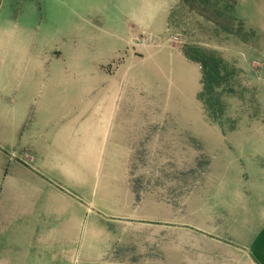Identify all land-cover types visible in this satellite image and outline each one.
<instances>
[{"label": "rangeland", "instance_id": "374dc122", "mask_svg": "<svg viewBox=\"0 0 264 264\" xmlns=\"http://www.w3.org/2000/svg\"><path fill=\"white\" fill-rule=\"evenodd\" d=\"M21 1L0 8L17 13ZM35 6L43 44L74 80L73 155L41 171L63 194L59 207L90 224L80 241L137 264H264V208L234 179L247 176L245 146L264 144V0ZM186 44L225 65L219 119L207 116Z\"/></svg>", "mask_w": 264, "mask_h": 264}, {"label": "crops", "instance_id": "0c3cea01", "mask_svg": "<svg viewBox=\"0 0 264 264\" xmlns=\"http://www.w3.org/2000/svg\"><path fill=\"white\" fill-rule=\"evenodd\" d=\"M35 1L22 0L17 13L11 4L0 8V264H122L129 260L109 243L80 241L89 240L79 230L90 224L73 222L71 210L59 207L61 191L43 178L44 164L73 155L74 80L56 63L57 48L43 44ZM82 116L81 136L89 124ZM245 149L247 176L234 179L253 195L251 205L264 208V144Z\"/></svg>", "mask_w": 264, "mask_h": 264}, {"label": "trees", "instance_id": "16d2710c", "mask_svg": "<svg viewBox=\"0 0 264 264\" xmlns=\"http://www.w3.org/2000/svg\"><path fill=\"white\" fill-rule=\"evenodd\" d=\"M206 4L208 0H199ZM236 1V0H233ZM209 5V4H208ZM232 7V6H230ZM233 8V7H232ZM184 54L193 61H196L201 71V82L203 91L200 94L207 116L212 119H219L222 107L219 97L215 93L218 82L225 80L226 75H222L220 66H225L222 60L213 55L205 53L202 49L193 45H183Z\"/></svg>", "mask_w": 264, "mask_h": 264}]
</instances>
